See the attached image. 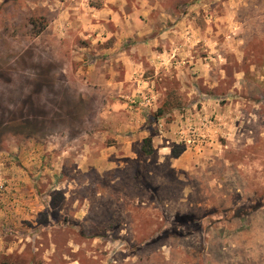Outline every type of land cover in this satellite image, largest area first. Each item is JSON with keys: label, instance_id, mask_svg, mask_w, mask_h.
I'll list each match as a JSON object with an SVG mask.
<instances>
[{"label": "rangeland", "instance_id": "1", "mask_svg": "<svg viewBox=\"0 0 264 264\" xmlns=\"http://www.w3.org/2000/svg\"><path fill=\"white\" fill-rule=\"evenodd\" d=\"M1 186L0 264H264V0H0Z\"/></svg>", "mask_w": 264, "mask_h": 264}, {"label": "trees", "instance_id": "2", "mask_svg": "<svg viewBox=\"0 0 264 264\" xmlns=\"http://www.w3.org/2000/svg\"><path fill=\"white\" fill-rule=\"evenodd\" d=\"M146 146L144 147V153L147 155H151L153 153V148L151 146V141L146 140ZM258 207H261V204H258ZM183 216H179V218H182ZM186 218V217H185Z\"/></svg>", "mask_w": 264, "mask_h": 264}, {"label": "built area", "instance_id": "3", "mask_svg": "<svg viewBox=\"0 0 264 264\" xmlns=\"http://www.w3.org/2000/svg\"><path fill=\"white\" fill-rule=\"evenodd\" d=\"M0 188H2V186Z\"/></svg>", "mask_w": 264, "mask_h": 264}]
</instances>
